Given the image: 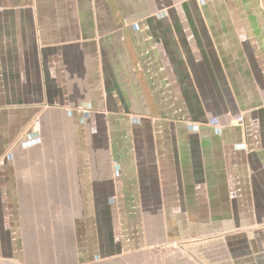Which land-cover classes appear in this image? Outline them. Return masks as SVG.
<instances>
[{
    "label": "crops",
    "instance_id": "crops-1",
    "mask_svg": "<svg viewBox=\"0 0 264 264\" xmlns=\"http://www.w3.org/2000/svg\"><path fill=\"white\" fill-rule=\"evenodd\" d=\"M0 264H264V0H0Z\"/></svg>",
    "mask_w": 264,
    "mask_h": 264
},
{
    "label": "built area",
    "instance_id": "built-area-1",
    "mask_svg": "<svg viewBox=\"0 0 264 264\" xmlns=\"http://www.w3.org/2000/svg\"><path fill=\"white\" fill-rule=\"evenodd\" d=\"M137 26V25H136ZM74 112H78L81 115V119L84 122L86 119H88L91 115L92 110L89 107H79L76 110H68L69 115H73ZM136 122L139 120L138 118L134 119ZM238 123L243 122V117L237 118ZM38 125V123L36 124ZM29 140L24 142L25 146H32L40 142L39 139V131L37 129V126L34 127L33 131L28 134ZM5 163V160L2 161V164ZM120 170V165L118 163H115V171L118 172Z\"/></svg>",
    "mask_w": 264,
    "mask_h": 264
}]
</instances>
